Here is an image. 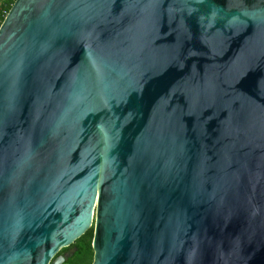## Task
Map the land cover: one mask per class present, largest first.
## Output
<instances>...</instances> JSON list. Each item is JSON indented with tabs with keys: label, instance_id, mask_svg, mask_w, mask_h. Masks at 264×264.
<instances>
[{
	"label": "water",
	"instance_id": "1",
	"mask_svg": "<svg viewBox=\"0 0 264 264\" xmlns=\"http://www.w3.org/2000/svg\"><path fill=\"white\" fill-rule=\"evenodd\" d=\"M264 264V0H14L0 23V264Z\"/></svg>",
	"mask_w": 264,
	"mask_h": 264
},
{
	"label": "trees",
	"instance_id": "2",
	"mask_svg": "<svg viewBox=\"0 0 264 264\" xmlns=\"http://www.w3.org/2000/svg\"><path fill=\"white\" fill-rule=\"evenodd\" d=\"M14 0H4L0 4V23L4 19L7 11ZM93 226L89 227L80 237L67 247L62 248L58 253H64L70 247L75 248V252L63 264H91L93 260L92 248Z\"/></svg>",
	"mask_w": 264,
	"mask_h": 264
},
{
	"label": "flooded vegetation",
	"instance_id": "3",
	"mask_svg": "<svg viewBox=\"0 0 264 264\" xmlns=\"http://www.w3.org/2000/svg\"><path fill=\"white\" fill-rule=\"evenodd\" d=\"M4 0H0V4L3 3Z\"/></svg>",
	"mask_w": 264,
	"mask_h": 264
}]
</instances>
